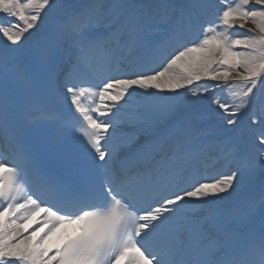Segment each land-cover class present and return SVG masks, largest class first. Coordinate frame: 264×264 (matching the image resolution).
<instances>
[{
	"label": "snow or ice",
	"instance_id": "obj_1",
	"mask_svg": "<svg viewBox=\"0 0 264 264\" xmlns=\"http://www.w3.org/2000/svg\"><path fill=\"white\" fill-rule=\"evenodd\" d=\"M0 264H264V0H0Z\"/></svg>",
	"mask_w": 264,
	"mask_h": 264
},
{
	"label": "bare ground",
	"instance_id": "obj_2",
	"mask_svg": "<svg viewBox=\"0 0 264 264\" xmlns=\"http://www.w3.org/2000/svg\"><path fill=\"white\" fill-rule=\"evenodd\" d=\"M211 101L212 100H211V98H209L208 95L201 96V97L188 96V98L180 104L177 116L185 115L186 112H188L192 108L199 106L200 109L197 112L196 117L194 118L196 126L202 127L201 124H203L204 126H207L209 124L212 126H216L219 123V119L215 118V115H216V113L214 111L215 105H213ZM166 102L167 101H165V100L159 101V103H161V104L166 103ZM203 103L206 106V108L203 106ZM201 109H203V110H201ZM258 186H259L258 181L255 182L254 188L249 187L248 183L246 182L244 185H241L237 189L236 192H233L232 195L238 194L241 192L246 194V193L251 192L252 189L259 191L260 187H258ZM226 197H229V196H226Z\"/></svg>",
	"mask_w": 264,
	"mask_h": 264
},
{
	"label": "rangeland",
	"instance_id": "obj_3",
	"mask_svg": "<svg viewBox=\"0 0 264 264\" xmlns=\"http://www.w3.org/2000/svg\"><path fill=\"white\" fill-rule=\"evenodd\" d=\"M202 81H205L207 84L211 85V84H214V83H217V82H213V81H206V80H202ZM201 82V81H200ZM216 96H223V93L221 92H218L216 93ZM239 119L242 121V123L245 124L244 126V131H241V127L238 129V131L241 133V138L244 142H247L248 140H256L255 137L258 136V133L257 132H254V131H251L250 127H248V121H247V116H242V117H239ZM241 123V124H242ZM259 130V129H258ZM260 131V130H259ZM255 147V146H254Z\"/></svg>",
	"mask_w": 264,
	"mask_h": 264
}]
</instances>
